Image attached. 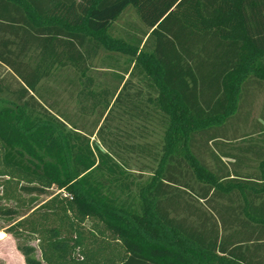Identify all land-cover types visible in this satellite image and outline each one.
I'll return each instance as SVG.
<instances>
[{
    "label": "trees",
    "instance_id": "trees-1",
    "mask_svg": "<svg viewBox=\"0 0 264 264\" xmlns=\"http://www.w3.org/2000/svg\"><path fill=\"white\" fill-rule=\"evenodd\" d=\"M129 9L144 29L114 37ZM102 51L146 84V99L127 83L113 95L137 120L163 121L161 154L103 153L49 112L43 84L69 70L96 98L87 73ZM263 94L264 0H0V103L14 105L0 107V232L25 264H264ZM132 154L157 163L148 181ZM161 230L173 248L137 241Z\"/></svg>",
    "mask_w": 264,
    "mask_h": 264
},
{
    "label": "rangeland",
    "instance_id": "rangeland-1",
    "mask_svg": "<svg viewBox=\"0 0 264 264\" xmlns=\"http://www.w3.org/2000/svg\"><path fill=\"white\" fill-rule=\"evenodd\" d=\"M127 23L144 29L135 11L129 9L113 27L111 31L113 36H121ZM108 54L106 51H102L97 58L90 62L87 76L94 81L91 90L95 93L96 98L89 99L81 94L85 81L72 70H69L66 75H56L54 80L44 83L42 95L51 104L49 112L65 122L68 129H73L72 127L75 126L81 134L89 137L93 144L98 143L102 146L103 143H106L113 147L124 144H148L153 152L161 154L162 145L166 141L163 121L157 116L149 124L137 120L128 112L126 113V109L122 105L115 104L116 97L113 95L116 92L119 93L123 85L127 83L125 94H129L130 99L135 100L140 92V95L146 99V84L141 81L137 72L131 73L134 64L127 57L117 56L121 71L115 70V72L108 69L106 65ZM112 64L114 65V62ZM263 102L264 94L261 95L254 108L253 119L255 121L259 119ZM0 107H14V105L8 96H4ZM103 126H105V130L99 133ZM127 158L136 180L145 182L152 177L153 170L157 167V163L152 159H144L133 154L128 155ZM133 195L137 200L140 199L139 192L134 191ZM117 196L123 200L129 199L125 194L119 192H117ZM2 233L5 236L0 240L5 237L6 239L0 241V264H19L14 255L15 241L11 236ZM137 241L146 248L156 244L173 248L172 238L162 230L158 242L142 232H137ZM31 245L37 249L36 257L41 260L38 242L34 240ZM191 264L196 263L192 261Z\"/></svg>",
    "mask_w": 264,
    "mask_h": 264
},
{
    "label": "crops",
    "instance_id": "crops-1",
    "mask_svg": "<svg viewBox=\"0 0 264 264\" xmlns=\"http://www.w3.org/2000/svg\"><path fill=\"white\" fill-rule=\"evenodd\" d=\"M3 234V233H2ZM15 248V247H14ZM14 255L16 257V260L19 264H25L24 258L21 256V254L17 251V249L15 248L14 250Z\"/></svg>",
    "mask_w": 264,
    "mask_h": 264
},
{
    "label": "water",
    "instance_id": "water-1",
    "mask_svg": "<svg viewBox=\"0 0 264 264\" xmlns=\"http://www.w3.org/2000/svg\"><path fill=\"white\" fill-rule=\"evenodd\" d=\"M95 145H97L103 153H106V150L101 145H99L98 143H95Z\"/></svg>",
    "mask_w": 264,
    "mask_h": 264
},
{
    "label": "bare ground",
    "instance_id": "bare-ground-1",
    "mask_svg": "<svg viewBox=\"0 0 264 264\" xmlns=\"http://www.w3.org/2000/svg\"><path fill=\"white\" fill-rule=\"evenodd\" d=\"M1 233H2V232H0V239L3 238V237L5 236V235L3 236Z\"/></svg>",
    "mask_w": 264,
    "mask_h": 264
}]
</instances>
